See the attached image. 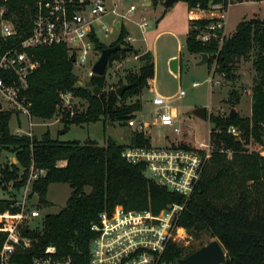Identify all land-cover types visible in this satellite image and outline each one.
I'll use <instances>...</instances> for the list:
<instances>
[{
  "label": "trees",
  "instance_id": "obj_1",
  "mask_svg": "<svg viewBox=\"0 0 264 264\" xmlns=\"http://www.w3.org/2000/svg\"><path fill=\"white\" fill-rule=\"evenodd\" d=\"M187 7L197 4L208 8L212 3L228 0H182ZM36 0H0L4 7L3 17L9 19L17 33L11 37L0 35V55L17 47L28 33ZM233 3V1H230ZM214 18L189 19L184 45L188 52L206 53L208 62H215L214 73L234 83L238 79L236 65L240 59L250 60L255 71L251 86V114L249 116L209 114L213 123L210 141L213 149L206 160L194 191L186 200L177 224L194 238L208 233L226 252L223 264H264V154L249 150L247 145L257 142L264 145V20L256 17L243 19L233 33L220 44L211 37L208 41L197 38ZM219 33V31L217 32ZM126 31L121 25L117 39L108 45L97 42L102 49L119 44L108 63L137 55V69L128 70L124 82L115 88L105 89L104 75L92 74L91 88L79 84L74 74L73 56L63 45H52L27 49L38 66L27 75L28 108L32 116L51 119L61 115L60 121L66 131L71 124L118 121L127 125V120L142 109L139 96L149 88L154 77V58L150 51H140L124 41ZM7 82L17 79L15 74L1 72ZM126 84L119 97L116 89ZM94 87L100 92L95 93ZM72 91L76 98L86 102L84 109H58L59 91ZM134 101L127 102L128 99ZM240 94L231 89L228 101L235 105ZM12 112L0 109V153L14 156L15 162H5L0 167V189L12 184L13 193L18 194L25 185L30 165L45 168L44 175L31 184L30 196L36 193L39 203H45L47 187L53 182H65L71 187L66 204L56 213L47 214L39 229L30 232L36 238V247L53 245L58 256L70 257L72 264H83L88 260L89 243L93 237L90 224L97 220L101 211H111L120 204L126 210L149 209L154 213L172 203H183L184 197L155 183L144 173V164H130L122 156L124 144L108 137L104 144L93 139L62 141L53 139L45 132L40 139L26 134L13 133L9 127ZM234 126L236 135L228 132ZM129 145L149 146L147 135L132 132ZM183 147L188 145L180 143ZM230 153V154H229ZM65 161L64 165L59 162ZM89 187V191L85 188ZM17 198V197H16ZM14 196L0 197V213L16 212L12 204ZM5 233L0 232V247ZM204 245L201 243L199 247ZM198 247V248H199ZM196 248V249H198ZM195 248L171 243L164 258L167 260L187 257Z\"/></svg>",
  "mask_w": 264,
  "mask_h": 264
},
{
  "label": "built area",
  "instance_id": "obj_2",
  "mask_svg": "<svg viewBox=\"0 0 264 264\" xmlns=\"http://www.w3.org/2000/svg\"><path fill=\"white\" fill-rule=\"evenodd\" d=\"M230 1L233 0H228L227 7ZM227 7L210 1L206 9L198 4L188 8L191 18L215 19L198 33V39L205 42L215 37L222 43L227 37ZM4 10V7L0 8V35L11 37L16 35L17 30L9 19L3 17ZM135 10L136 6L127 0H36L29 33L19 41L17 47L0 55V73L13 72L17 76V79L11 76L9 82L0 76L1 109L8 104L20 114L32 116L25 94L28 86L26 78L38 66V62L32 59L27 49L63 45L77 66L86 64L90 53L97 49L99 54L94 64L100 55V49L96 47L97 42H101L100 37L120 29L122 22ZM116 23H119L118 27ZM138 25L144 30L147 26L144 17ZM132 40L134 38L129 36L128 41ZM134 58L137 59V55ZM181 94L183 91H179L178 96ZM58 98V109L66 108L71 113L76 109L75 99L78 98L72 91L61 90ZM151 102L156 113L154 123L173 126L174 132L179 133V128L174 126L177 111L169 100L155 92ZM29 125H32L31 122ZM127 126L145 135L150 128V124L136 116L127 120ZM228 132L234 135L238 133L234 126H229ZM15 133L22 132L17 130ZM25 133L32 137L30 129ZM212 149L210 137L198 147H183L180 143L124 146L121 156L128 163H143L148 178L181 194L184 202L169 204L157 213L149 209L126 210L120 204L115 205L111 211H101L97 220L90 224L93 237L89 243L88 260L83 264H178L177 259H165L164 253L169 244H178L180 240H186L187 243L190 238L187 231L177 224V219L194 191ZM62 162L65 164V161ZM62 162L59 165H64ZM45 172V168L35 167L32 163L25 185L21 188V199L17 198L12 204L18 210L0 213V232L5 233L0 247V264H72L70 257L58 256L53 245L37 248L36 238L30 234L39 229L43 222L42 219L41 223L31 225L33 218L39 215L37 208L28 203L31 184Z\"/></svg>",
  "mask_w": 264,
  "mask_h": 264
},
{
  "label": "rangeland",
  "instance_id": "obj_3",
  "mask_svg": "<svg viewBox=\"0 0 264 264\" xmlns=\"http://www.w3.org/2000/svg\"><path fill=\"white\" fill-rule=\"evenodd\" d=\"M127 1L132 2L136 6V10L122 22L126 31L124 41L132 44L140 51L143 49L151 51L154 58V77L150 81L149 88L144 89L139 96L142 109L136 113L137 119H142L143 122L150 124L146 135L153 146L183 143L190 147H198L200 143H206L209 139L210 130L213 127V123L209 120V114L222 115L227 113L231 107H234L241 116L251 114V86L255 71L250 60L240 59L235 70L238 79L234 83L226 81L218 72L214 73V61L210 62L209 65L207 63L198 64L200 55L186 50L184 41L188 31V20L191 17H189L188 7L184 1L178 0L168 8L164 7V0ZM146 2H150V5H146ZM154 2L156 4H153ZM142 17L147 21L144 30L138 25ZM252 17L264 20V0H233V3L229 4L226 9L225 34L231 35L238 22ZM119 33L120 29H114L107 36H101L100 41L104 45H108L117 39ZM129 36H132L134 40L128 41ZM171 53L178 58L176 74H173L169 69L170 59L168 56ZM98 54L96 49L90 53L89 61L86 64L74 65L73 72L79 81H82L83 86H86L93 74L91 67ZM137 67V59L132 53L124 59L107 63L104 72V88H115L119 81L124 82V76L128 70L137 69ZM195 82L197 84L193 85ZM231 89H235L240 94L239 101L235 105L228 101ZM179 91H183V94L178 96ZM155 92L167 98L169 103L176 108L177 116L174 126L179 128V133L174 132L173 126H162L154 123L156 113L151 98ZM134 100L133 97L127 102ZM2 101L5 105V101ZM75 103L76 109L79 110L86 106V102L80 98L75 99ZM196 106L206 107V119H201L192 114V109ZM4 107L12 112L9 127L13 133L20 130L22 133L19 135L26 134L25 132L30 129L32 137L36 136L38 139L45 132H48L53 139L79 140L81 142L93 139L99 144H104L107 138L111 137L126 146L129 145L132 132L135 130L134 127H129L118 121L106 120L103 122L99 120L81 125L71 124L64 131V124L60 121L61 115H55L51 119H42L20 114L8 104ZM30 122L32 125H29ZM247 148L264 154L263 144L251 141ZM4 152L0 153V167L5 162H15L12 154L6 158ZM62 164L64 163L62 162ZM11 186L12 184L9 183L6 190L0 189V197L5 198L12 195L21 199L22 190L18 194H14ZM85 190L89 191V187H86ZM70 192L71 187L68 183L53 182L47 187L45 203H39L36 193L31 195L28 203L37 208L39 212V215L33 218L31 225L41 223L47 214L58 212L66 204ZM187 234L190 236L188 242L180 240L178 244L196 249L201 243L206 244L215 239L211 238L208 233H203L199 239L194 238L188 232Z\"/></svg>",
  "mask_w": 264,
  "mask_h": 264
},
{
  "label": "water",
  "instance_id": "obj_4",
  "mask_svg": "<svg viewBox=\"0 0 264 264\" xmlns=\"http://www.w3.org/2000/svg\"><path fill=\"white\" fill-rule=\"evenodd\" d=\"M178 0H164V7L168 8ZM153 4H156L154 2ZM146 5H150V2H146ZM116 26H119V23H116ZM119 44L114 46H107L100 50V55L95 61L91 68V72L96 75H104L106 65L110 59L111 54L119 48ZM208 62V55L206 53L200 54V60L198 64H204ZM169 69L173 74L177 73L178 70V58L173 57L169 62ZM79 84L82 85V81H79ZM87 87H91V83H86ZM126 88V84L120 85L116 89L117 95L120 97L123 90ZM95 93L100 92L98 87H94ZM1 109V104H0ZM230 115H236L238 112L231 107L229 110ZM192 114L200 117L201 119L207 118V109L204 106H196L192 109ZM226 259V252L224 251L221 244L218 240L213 239L208 243L202 245L198 249L194 250L187 257L179 258L176 260L178 264H223Z\"/></svg>",
  "mask_w": 264,
  "mask_h": 264
},
{
  "label": "crops",
  "instance_id": "obj_5",
  "mask_svg": "<svg viewBox=\"0 0 264 264\" xmlns=\"http://www.w3.org/2000/svg\"><path fill=\"white\" fill-rule=\"evenodd\" d=\"M189 17H191L190 14H189ZM134 48H136V47L134 46ZM136 49H138V48H136ZM142 51H147V49H143ZM150 52H151V51H150ZM173 57H176V55L173 54V53H171V54H169L168 59H171V58H173Z\"/></svg>",
  "mask_w": 264,
  "mask_h": 264
}]
</instances>
